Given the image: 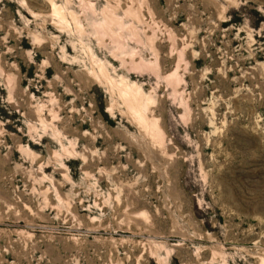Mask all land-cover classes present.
Wrapping results in <instances>:
<instances>
[{"label": "rangeland", "instance_id": "1", "mask_svg": "<svg viewBox=\"0 0 264 264\" xmlns=\"http://www.w3.org/2000/svg\"><path fill=\"white\" fill-rule=\"evenodd\" d=\"M0 264H264V0H0Z\"/></svg>", "mask_w": 264, "mask_h": 264}, {"label": "bare ground", "instance_id": "2", "mask_svg": "<svg viewBox=\"0 0 264 264\" xmlns=\"http://www.w3.org/2000/svg\"><path fill=\"white\" fill-rule=\"evenodd\" d=\"M52 6H53V10H54V12L56 13V14H58L62 19L64 18L63 17V15L61 14V12H60V10L57 8V6H56V4L54 3V2H52ZM63 21H64V19H63ZM114 25V24H113ZM98 30V29H97ZM103 30V29H102ZM124 86V85H123ZM123 88V87H122ZM136 90H139V93H137V94H133V93H131L130 94V92H128V90H123V91H121V93L123 92L124 94H126V95H132V96H134V97H136V96H139V94L142 92V90L141 89H138L137 87H134ZM132 90V89H131ZM134 90V89H133ZM135 91V90H134ZM123 94V95H124ZM123 97V96H122ZM124 98V97H123ZM127 101H128V98H127ZM131 101V100H130ZM139 117H141V116H139ZM155 121V120H154ZM157 121V120H156Z\"/></svg>", "mask_w": 264, "mask_h": 264}]
</instances>
